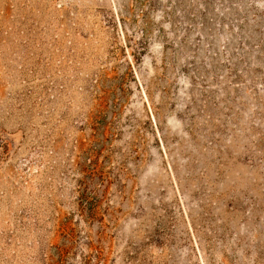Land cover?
Segmentation results:
<instances>
[{"label":"rangeland","instance_id":"374dc122","mask_svg":"<svg viewBox=\"0 0 264 264\" xmlns=\"http://www.w3.org/2000/svg\"><path fill=\"white\" fill-rule=\"evenodd\" d=\"M0 264H264V0H0Z\"/></svg>","mask_w":264,"mask_h":264}]
</instances>
